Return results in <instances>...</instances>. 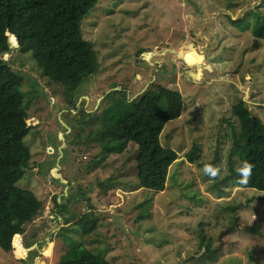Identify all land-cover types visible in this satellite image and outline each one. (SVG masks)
Here are the masks:
<instances>
[{
    "label": "rangeland",
    "instance_id": "rangeland-1",
    "mask_svg": "<svg viewBox=\"0 0 264 264\" xmlns=\"http://www.w3.org/2000/svg\"><path fill=\"white\" fill-rule=\"evenodd\" d=\"M263 8L264 0H101L83 26L100 68L72 101L32 54L4 56L24 78L29 113L32 159L18 187L44 209L16 250L0 249V264H57L69 245L64 235L110 264H264V192L215 187L229 173L232 106L243 100L264 123V46L254 48L251 18L235 22ZM154 85L179 92L185 106L161 136L180 157L164 193L140 188L136 145L109 155L100 143L112 93L137 100ZM205 164L219 175H205ZM228 205L240 209L234 215ZM86 214L98 220L89 237L66 231ZM234 219L237 231L224 235Z\"/></svg>",
    "mask_w": 264,
    "mask_h": 264
},
{
    "label": "trees",
    "instance_id": "trees-1",
    "mask_svg": "<svg viewBox=\"0 0 264 264\" xmlns=\"http://www.w3.org/2000/svg\"><path fill=\"white\" fill-rule=\"evenodd\" d=\"M235 1L227 0L228 3ZM100 3L101 0H0V249L5 253L13 250L12 243L17 249L25 228L35 223L44 208L32 191L18 187L32 159L25 144L30 134L29 113L21 89L24 78L3 58L13 50L22 56L32 54L43 76L49 82L61 84L72 101L83 83L100 68L92 45L83 34L85 19ZM246 16L235 22L240 25L249 18L253 20L254 48L261 49L264 46V8L254 9ZM10 38L13 43L17 39L16 47ZM118 94L112 93L115 97L110 106L112 116L102 123L101 146L109 155H120L131 144L136 145L140 188L164 193L170 170L180 157L174 150L163 147L161 136L169 122L182 117L183 97L159 85L151 87L137 100H120ZM231 114L233 119L229 124L234 145L228 155L229 173L215 187L236 182L238 189L264 192V123L243 100L232 106ZM196 153L194 147L186 154L190 164L195 163ZM237 155L239 166L243 160L254 165L246 184L239 182ZM227 209L235 215L240 207L228 205ZM71 223L67 221L66 225ZM97 223L92 214H86L76 221L73 229H65L85 238L96 230ZM237 224L234 219L224 235L235 233ZM62 238L69 245L57 264H110L85 247L74 246L66 235ZM25 255L22 251L19 258Z\"/></svg>",
    "mask_w": 264,
    "mask_h": 264
},
{
    "label": "clouds",
    "instance_id": "clouds-1",
    "mask_svg": "<svg viewBox=\"0 0 264 264\" xmlns=\"http://www.w3.org/2000/svg\"><path fill=\"white\" fill-rule=\"evenodd\" d=\"M254 165L248 160H243L237 168V173L241 177L240 183L246 184L252 175ZM203 173L210 178H216L220 173V168L212 164H205L203 166Z\"/></svg>",
    "mask_w": 264,
    "mask_h": 264
}]
</instances>
